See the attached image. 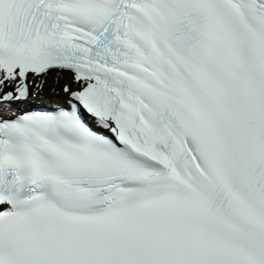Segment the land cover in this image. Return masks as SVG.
Wrapping results in <instances>:
<instances>
[{"label":"snow or ice","instance_id":"1","mask_svg":"<svg viewBox=\"0 0 264 264\" xmlns=\"http://www.w3.org/2000/svg\"><path fill=\"white\" fill-rule=\"evenodd\" d=\"M0 264H264V0H0Z\"/></svg>","mask_w":264,"mask_h":264}]
</instances>
